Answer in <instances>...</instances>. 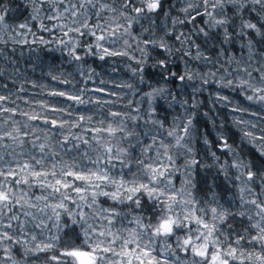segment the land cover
Instances as JSON below:
<instances>
[{"label":"snow or ice","instance_id":"snow-or-ice-1","mask_svg":"<svg viewBox=\"0 0 264 264\" xmlns=\"http://www.w3.org/2000/svg\"><path fill=\"white\" fill-rule=\"evenodd\" d=\"M24 2L11 23L0 0V46H51L81 79L0 95V264H264V0ZM89 58L135 83L88 87ZM210 88L239 144L197 120Z\"/></svg>","mask_w":264,"mask_h":264},{"label":"trees","instance_id":"trees-1","mask_svg":"<svg viewBox=\"0 0 264 264\" xmlns=\"http://www.w3.org/2000/svg\"><path fill=\"white\" fill-rule=\"evenodd\" d=\"M174 4L175 0H166L164 5L165 10L171 9ZM17 5H19V8L16 7ZM12 6L14 10L10 14L11 23H23L28 19L29 12L25 10L24 0H13ZM172 14L178 15L179 13L173 11ZM34 23L35 22H33V24ZM181 30L187 31L188 29L185 27ZM41 34L43 33H37V35ZM45 38H48L47 35H45ZM50 47L51 46L39 44L30 46H13L12 44L0 46V95H8L10 92H16L17 86L20 84H23L29 92L39 93L41 89L32 88V81H35L38 85H45L48 90H65L66 86H62L58 82L52 81L49 78V73L58 76L61 75L62 72L72 73V76L67 78L72 79L74 77L73 82L79 87V81L81 78L75 75L76 66H68L64 56L59 52L50 51ZM129 63H131V67H136L135 62H130L127 58H114L107 63L99 60L93 62L91 58H89L88 63L84 65V67L87 68L90 65L100 75L95 78L96 83L89 84L88 87L99 86L98 82L100 79L105 81H115L117 83L124 81L135 83L132 79V73L128 69ZM113 67L117 69L115 72L113 71ZM63 78L65 77L61 76V79ZM4 85L7 87L4 88ZM140 87L143 88V85ZM109 88H111V85H109ZM70 91L74 92L75 89H70ZM214 92L215 88H210L202 95L197 96V100L202 101L198 109H196L197 120L206 127L209 138L215 139L216 132L221 131L224 135L230 136L237 144H239L241 133L232 120V117L235 114L231 113L229 108L222 107L216 103L214 95H209V93ZM89 95L95 97L99 94L89 93ZM105 98L110 99L111 97ZM236 98L239 99V97ZM13 99H15V97H13ZM33 99L49 100L50 103H55L58 107L64 106L63 99L59 97L52 100L45 95H36ZM126 99L127 97L125 100ZM17 103H19V101ZM245 106H247V104H245ZM20 107L27 110V106L23 104H20ZM250 111H258V109L250 108ZM206 112L208 113L207 116L204 115ZM222 123L223 128L220 127ZM249 147L250 146H245V151H248ZM45 261V254L41 253L38 254V258H33L29 264H45Z\"/></svg>","mask_w":264,"mask_h":264}]
</instances>
